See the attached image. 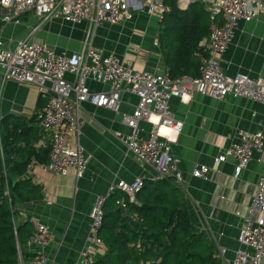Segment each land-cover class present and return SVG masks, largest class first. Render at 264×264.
Segmentation results:
<instances>
[{
  "label": "crops",
  "instance_id": "obj_1",
  "mask_svg": "<svg viewBox=\"0 0 264 264\" xmlns=\"http://www.w3.org/2000/svg\"><path fill=\"white\" fill-rule=\"evenodd\" d=\"M173 1L177 4L176 0ZM5 13L7 10L0 7V36L6 46L13 48L15 41L24 37L37 23V17L33 12H27L20 16L19 22H5ZM159 24L155 16L142 11L133 12L131 18L117 24L102 22L93 25L87 21L66 22L52 18L35 31L33 40L46 42L55 51L66 53L81 51L91 45L104 54L114 53L136 70L158 71L166 69L157 39ZM199 53H204V49L201 48ZM221 65L229 75L241 71L257 77L264 72V13L248 21H239L231 43L222 54ZM64 76L67 80H74L72 73L67 72ZM86 85L93 91L109 88L107 83L91 80H87ZM137 100V96L124 86L118 110L95 106L89 101L81 104L82 125L78 135L71 140L78 141L92 156L80 176H76L73 170L66 175L43 171L41 163L34 156L31 158L22 179L27 181L26 185L36 187V190L26 192V197L35 199L16 202L15 221L36 220L47 226L52 239L44 245L29 244L27 239L23 250L29 255L24 261L39 251L48 258L47 264H73L92 232L88 213L97 195L106 194L108 185L119 179L130 181L136 177H156L154 168L129 153L115 134L128 131L122 122V114L132 113ZM42 101L35 86L0 80V126L6 124L10 127L20 122L33 126L28 133L32 140L28 143L19 141V144L36 150L50 146L47 132L35 118ZM170 108L176 119L182 122V129L176 135H172L169 128L162 126L160 129L174 137L171 151L182 182L174 181L187 194L191 228L198 237L196 246L201 250L210 247L218 264H230L234 251L240 246L239 230L263 171L264 104L240 96L216 99L193 92L187 100L171 97ZM150 127L149 122L141 120L139 135L147 137ZM261 129L262 150L254 152L240 173H235L236 159L233 156L214 165V158L238 141L243 132L252 134ZM45 157H49V151ZM198 164L212 167L206 178L192 175ZM101 249L94 258L105 251V248L102 252Z\"/></svg>",
  "mask_w": 264,
  "mask_h": 264
},
{
  "label": "built area",
  "instance_id": "obj_2",
  "mask_svg": "<svg viewBox=\"0 0 264 264\" xmlns=\"http://www.w3.org/2000/svg\"><path fill=\"white\" fill-rule=\"evenodd\" d=\"M181 9L191 3H201L209 14V33L200 42L204 53H199V76L171 77L167 69L136 70L119 59L114 53L104 54L102 50L88 45L81 51L57 52L46 42L33 40L35 31L52 18L66 22L87 21L98 25L102 22L117 24L131 18L133 12L142 11L163 20L169 12L167 0H9L0 7L7 10L3 21L19 22L20 16L33 12L37 23L27 34L15 41L14 47L6 46L0 36V80H14L33 85L43 98V104L36 112L40 127L50 138L49 159L41 163L43 171L66 175L73 170L80 176L87 167L91 153L78 141L71 139L80 131L81 104L89 101L95 106L118 110L123 87L137 96L132 113H123L122 122L129 129L115 132L126 150L142 163L154 168L157 178L172 177L181 184L182 175L176 158L171 151L172 135L182 129V122L176 119L171 108L173 96L187 100L193 92L222 99L228 95L240 96L264 104V72L251 77L238 71L234 75L224 72L221 56L231 43L240 20H251L264 13V0H176ZM74 74V80L65 78V73ZM107 83V90L93 91L86 81ZM151 123L147 137L139 135V123ZM169 128L172 135L161 131ZM264 128V118L262 120ZM263 147V131L252 134L243 132L240 139L214 158V165L223 162L227 156L236 159L235 173H240L251 160L254 152ZM3 166L4 155L0 143ZM263 171L257 181V192L253 196L247 216L240 227L239 248L234 251L230 264H264V161ZM212 167L198 164L192 170L196 177L206 178ZM142 186V178L130 181L123 179L110 183L108 196L120 189L134 202ZM5 194L9 195L8 190ZM106 196L98 195L91 205L88 216L92 232L88 235L79 258L73 264H93L97 251L104 249L98 236L103 221V204ZM34 233L28 243L47 244L51 235L47 226L32 220ZM138 245V244H137ZM18 250V264H47L48 258L35 251L30 260H23ZM100 252V253H101Z\"/></svg>",
  "mask_w": 264,
  "mask_h": 264
},
{
  "label": "trees",
  "instance_id": "obj_3",
  "mask_svg": "<svg viewBox=\"0 0 264 264\" xmlns=\"http://www.w3.org/2000/svg\"><path fill=\"white\" fill-rule=\"evenodd\" d=\"M167 3L169 12L160 21L157 35L162 64L173 78L197 77L199 43L209 33V14L198 2L185 9L173 0ZM31 129L22 122L0 126L5 159L3 166L0 155V264H18L17 246L23 259L29 255L23 247L34 233L32 223L16 222L14 206L17 201L35 199L26 197L36 187L26 185L22 176L33 156L40 163L48 162L45 154L50 150L48 145L36 150L19 144L32 140L28 137ZM135 199L129 201L120 189L106 197L98 230L105 251L93 264H218L210 247L197 248L187 194L172 177L142 179Z\"/></svg>",
  "mask_w": 264,
  "mask_h": 264
},
{
  "label": "rangeland",
  "instance_id": "obj_4",
  "mask_svg": "<svg viewBox=\"0 0 264 264\" xmlns=\"http://www.w3.org/2000/svg\"><path fill=\"white\" fill-rule=\"evenodd\" d=\"M223 54V53H222ZM222 57V56H221ZM222 66V65H221ZM238 72V71H237ZM235 74V73H234ZM234 74H232V75H234ZM150 125H151V123H150ZM150 129H151V127H150ZM193 173V172H192ZM193 175V174H192ZM194 176V175H193ZM203 178V177H202ZM108 187H109V185H108ZM108 194V189H107V193L106 194H100V195H103V196H106ZM98 196V195H97ZM107 197V196H106Z\"/></svg>",
  "mask_w": 264,
  "mask_h": 264
},
{
  "label": "clouds",
  "instance_id": "obj_5",
  "mask_svg": "<svg viewBox=\"0 0 264 264\" xmlns=\"http://www.w3.org/2000/svg\"><path fill=\"white\" fill-rule=\"evenodd\" d=\"M3 2H4L5 4H7V3H9V0H3Z\"/></svg>",
  "mask_w": 264,
  "mask_h": 264
},
{
  "label": "water",
  "instance_id": "obj_6",
  "mask_svg": "<svg viewBox=\"0 0 264 264\" xmlns=\"http://www.w3.org/2000/svg\"><path fill=\"white\" fill-rule=\"evenodd\" d=\"M14 181H15V179H14Z\"/></svg>",
  "mask_w": 264,
  "mask_h": 264
}]
</instances>
